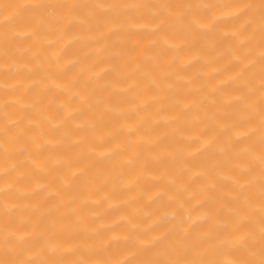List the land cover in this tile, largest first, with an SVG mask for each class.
I'll use <instances>...</instances> for the list:
<instances>
[{
    "label": "bare ground",
    "instance_id": "1",
    "mask_svg": "<svg viewBox=\"0 0 264 264\" xmlns=\"http://www.w3.org/2000/svg\"><path fill=\"white\" fill-rule=\"evenodd\" d=\"M0 10V264H264V0Z\"/></svg>",
    "mask_w": 264,
    "mask_h": 264
},
{
    "label": "rangeland",
    "instance_id": "2",
    "mask_svg": "<svg viewBox=\"0 0 264 264\" xmlns=\"http://www.w3.org/2000/svg\"><path fill=\"white\" fill-rule=\"evenodd\" d=\"M5 10H0V19H2L1 21H0V24H2V23H7L8 24V22H14V18L13 17H9V19L8 18H5L6 16H7V13H6V11L4 12ZM3 12V13H2ZM5 13V14H4ZM4 14V15H3ZM3 17H2V16ZM2 17V18H1ZM5 20V21H4ZM1 28V27H0ZM1 30V29H0ZM13 31V32H12ZM9 32V33H8ZM12 36V37H11ZM0 37L2 38H5V39H8V38H14V29L13 30H11V32L8 30V31H6V33L4 32V35L2 34H0Z\"/></svg>",
    "mask_w": 264,
    "mask_h": 264
}]
</instances>
